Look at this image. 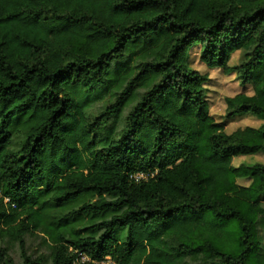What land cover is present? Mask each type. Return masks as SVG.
I'll list each match as a JSON object with an SVG mask.
<instances>
[{
    "label": "trees",
    "instance_id": "16d2710c",
    "mask_svg": "<svg viewBox=\"0 0 264 264\" xmlns=\"http://www.w3.org/2000/svg\"><path fill=\"white\" fill-rule=\"evenodd\" d=\"M257 156L264 0H0V264H264Z\"/></svg>",
    "mask_w": 264,
    "mask_h": 264
},
{
    "label": "rangeland",
    "instance_id": "374dc122",
    "mask_svg": "<svg viewBox=\"0 0 264 264\" xmlns=\"http://www.w3.org/2000/svg\"><path fill=\"white\" fill-rule=\"evenodd\" d=\"M195 54V51L192 52ZM191 54V55H192ZM239 54L235 53L232 55L230 65H234L237 63ZM190 60V67L201 74H205L208 79L209 83L206 87L207 89V98L210 102L211 107V114L216 118H220L223 114V98L233 96L237 93H245L251 94V89L249 86L247 87H240L235 80L233 75H225L219 69H205L197 60V57H191ZM219 120V119H218ZM261 124V121L256 117L250 116H241L235 119L234 122L230 123L226 127V131H231L236 128L242 127H258ZM241 163L253 164V163H262L264 164V157L257 156V157H246V158H239L233 161V165H239ZM264 205V201H263ZM25 253L29 256L30 260H36L40 254L43 253L42 245H39L38 240L35 238L27 239L26 241V249ZM2 264H23L22 259L20 257V250L18 247L11 249L5 258H3Z\"/></svg>",
    "mask_w": 264,
    "mask_h": 264
},
{
    "label": "built area",
    "instance_id": "2783aa9c",
    "mask_svg": "<svg viewBox=\"0 0 264 264\" xmlns=\"http://www.w3.org/2000/svg\"><path fill=\"white\" fill-rule=\"evenodd\" d=\"M137 177H140V175H139V176H136V178H137Z\"/></svg>",
    "mask_w": 264,
    "mask_h": 264
}]
</instances>
